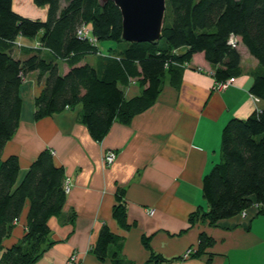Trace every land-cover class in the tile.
<instances>
[{
	"label": "trees",
	"instance_id": "obj_1",
	"mask_svg": "<svg viewBox=\"0 0 264 264\" xmlns=\"http://www.w3.org/2000/svg\"><path fill=\"white\" fill-rule=\"evenodd\" d=\"M33 1L47 7L45 19L27 18L13 9V0H0V264L36 263L48 248V221L60 215L67 197L64 168L55 164L51 150L41 151L22 179L18 156H3L19 127L21 87L31 72H38L42 85L34 102L35 120L81 106L78 121L100 141L115 121L128 123L153 105L167 81L178 88L196 54L203 53L217 83L241 75V53L230 42L234 37L258 61L250 92L264 103V0H167L162 38L156 42L122 40V14L112 1ZM83 25L91 26V35L78 34ZM21 38H37V44L23 45ZM103 42L116 47L103 55ZM90 55L97 56L95 64L83 62ZM60 61L69 68L66 74L60 72ZM131 80L142 91L127 99L123 87ZM203 194L208 209L192 213L191 224L214 226L254 206L264 215V106L224 126L221 160L205 175ZM27 202L25 235L19 244L4 248ZM113 215L122 228H130L123 190ZM123 243L104 224L92 252L101 261L131 264L121 253ZM213 243L200 234L199 247L190 256H201ZM163 259L152 254L150 262Z\"/></svg>",
	"mask_w": 264,
	"mask_h": 264
},
{
	"label": "crops",
	"instance_id": "obj_2",
	"mask_svg": "<svg viewBox=\"0 0 264 264\" xmlns=\"http://www.w3.org/2000/svg\"><path fill=\"white\" fill-rule=\"evenodd\" d=\"M34 4L19 0L13 2V9L30 19H45L47 7ZM19 40L23 45L37 44V38L34 44ZM110 47L115 44L107 53ZM238 49L242 73L227 87L218 86L212 66L203 53L196 54L178 88L167 81L153 105L128 123L115 121L100 141L78 121L81 106L35 120L34 102L42 85L37 71L27 75L21 87V121L3 156H18L22 179L38 154L49 149L70 185L62 212L48 221L44 243L48 248L34 264H67L73 255L74 264H112L92 252L104 224L123 237L121 253L131 264H153L152 254L164 258L159 264H208L210 254L213 264H264V215L257 214V206L245 216L214 226L189 221L198 209H208L203 179L221 160L224 126L263 107L262 100L255 101L250 92L258 61L243 44ZM96 61L94 55L83 60ZM59 64L61 74H66L68 66ZM123 88L127 99L142 91L134 80ZM109 152L115 153L110 164L105 161ZM121 190L129 229L122 228L113 215ZM28 212L29 202L3 241L4 248L21 242ZM202 233L211 237L213 245L201 256L184 257L188 249L199 247Z\"/></svg>",
	"mask_w": 264,
	"mask_h": 264
},
{
	"label": "water",
	"instance_id": "obj_3",
	"mask_svg": "<svg viewBox=\"0 0 264 264\" xmlns=\"http://www.w3.org/2000/svg\"><path fill=\"white\" fill-rule=\"evenodd\" d=\"M114 2L122 14V40L156 42L162 38L167 0H100Z\"/></svg>",
	"mask_w": 264,
	"mask_h": 264
},
{
	"label": "built area",
	"instance_id": "obj_4",
	"mask_svg": "<svg viewBox=\"0 0 264 264\" xmlns=\"http://www.w3.org/2000/svg\"><path fill=\"white\" fill-rule=\"evenodd\" d=\"M78 34L82 37H87L88 35H91V30L90 27L88 25H83L79 30H78ZM231 44L235 45L238 43V40L235 39L234 37L231 39ZM234 78H230L224 82H219L218 86L220 88H224L227 87L229 84H231L233 82ZM255 101H259V98L255 97ZM115 159V153L114 152H109L106 157H105V161L107 163H112ZM66 188V192L70 191V185H69V181L67 180V184L65 186ZM153 213V212H151ZM246 213H243V216H245ZM192 254V249H188L185 253H184V257H189ZM76 260V256L73 255L70 260L67 262V264H74V261Z\"/></svg>",
	"mask_w": 264,
	"mask_h": 264
},
{
	"label": "rangeland",
	"instance_id": "obj_5",
	"mask_svg": "<svg viewBox=\"0 0 264 264\" xmlns=\"http://www.w3.org/2000/svg\"><path fill=\"white\" fill-rule=\"evenodd\" d=\"M68 0H62V5L64 4V3H66ZM14 2V4L15 3H18L19 2V0H14L13 1ZM34 6H35V8H42V7H39V6H37V5H35L34 4ZM29 18V17H28ZM25 41H27V43H30V44H34V42H35V39H25ZM115 44V47H116V43H114V42H103V43H101L100 44V47H101V50H102V52H103V54H107V49H108V47L109 46H113ZM61 64H63V63H61ZM263 104V106H264V103H262ZM7 146V145H6ZM53 154V153H52Z\"/></svg>",
	"mask_w": 264,
	"mask_h": 264
},
{
	"label": "clouds",
	"instance_id": "obj_6",
	"mask_svg": "<svg viewBox=\"0 0 264 264\" xmlns=\"http://www.w3.org/2000/svg\"><path fill=\"white\" fill-rule=\"evenodd\" d=\"M237 45H239V43H237Z\"/></svg>",
	"mask_w": 264,
	"mask_h": 264
}]
</instances>
